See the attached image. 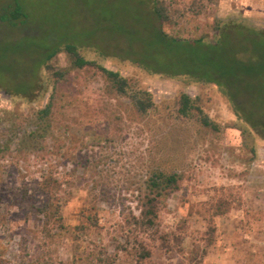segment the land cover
I'll return each instance as SVG.
<instances>
[{
    "label": "rangeland",
    "instance_id": "1",
    "mask_svg": "<svg viewBox=\"0 0 264 264\" xmlns=\"http://www.w3.org/2000/svg\"><path fill=\"white\" fill-rule=\"evenodd\" d=\"M15 1L0 0V85L26 89L39 50L63 49L29 97L0 88V264H264V140L217 85L150 73L123 43L162 64L161 29L192 46L214 40L220 20L264 28V0H158L162 24L151 0H17L28 17L12 26L1 15ZM65 42L96 65L76 67ZM99 65L125 77L128 92ZM138 89L155 102L147 113L131 98ZM183 93L217 128L198 112L179 115ZM159 168L177 172L178 187L146 228L132 215Z\"/></svg>",
    "mask_w": 264,
    "mask_h": 264
},
{
    "label": "trees",
    "instance_id": "2",
    "mask_svg": "<svg viewBox=\"0 0 264 264\" xmlns=\"http://www.w3.org/2000/svg\"><path fill=\"white\" fill-rule=\"evenodd\" d=\"M150 2H154L155 15L159 17L160 23H164L169 18L165 13V8L161 6L158 0H151ZM27 17L26 10L17 0L12 9L11 6L4 7L1 15V19L8 21L12 26L25 24ZM157 26L160 25L157 24ZM216 30L214 40L206 41L204 37H199L191 39L192 46H187L184 44L187 42V38L169 36L166 34L167 32L164 33V30L161 29L159 39L166 41L167 50L170 54L167 56L166 62L162 64L147 65L131 50L130 44L128 47L126 41L123 42L126 46L125 54L133 56L132 61L137 62L145 70L155 75L187 76L195 81L217 85L230 101L238 118L245 122L249 131L264 140V28L235 18L226 22L218 21ZM65 43L64 49L70 54L76 67L96 65L94 61H90L80 54L79 46L73 43ZM62 49L60 44L53 50L51 48L39 50L41 61L35 71V73L38 72V75L35 76L33 82L27 85L26 89L17 90L6 85H0V88L12 95L29 97L38 86L36 78L39 76L42 66L50 68L49 60ZM173 58L176 60L173 61ZM157 60H163L162 56H159ZM99 68L115 83L120 94L128 92V80L119 72L109 70L102 65H99ZM246 97L249 99V104H247ZM131 98L142 113H147L155 107V102L148 90L138 89L131 95ZM179 101V115L191 117L198 112L204 125L217 128L216 123L207 114H204L189 94H181ZM51 106L49 103L43 109L44 115L50 112ZM249 106L253 109H249ZM179 177L180 175L175 171L165 172L160 168L154 169L153 175L145 181L147 191L139 199L140 215H132L136 224L146 228L156 225L159 206L168 191L177 189ZM50 205V202H46L45 207L41 209L42 212L45 213L48 209L47 206ZM139 245L140 248L136 250L140 257L149 258L151 250L142 242ZM124 247L126 246L123 245L122 248ZM96 254L93 251L90 253V257H95ZM99 260L101 259L98 258ZM91 264L97 263L92 262Z\"/></svg>",
    "mask_w": 264,
    "mask_h": 264
}]
</instances>
